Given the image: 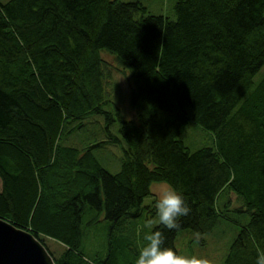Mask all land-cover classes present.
I'll use <instances>...</instances> for the list:
<instances>
[{
    "label": "trees",
    "instance_id": "16d2710c",
    "mask_svg": "<svg viewBox=\"0 0 264 264\" xmlns=\"http://www.w3.org/2000/svg\"><path fill=\"white\" fill-rule=\"evenodd\" d=\"M174 18L139 0L0 1V217L28 230L55 264H110L83 257L82 219L103 212L110 227L155 211L153 182L181 192L191 211L162 225L202 242L230 198L245 211L221 264H256L264 250V0H175ZM130 84L134 118L105 109L111 64ZM102 115L119 146L117 171L94 143H65ZM118 122L117 133L109 128ZM193 123L211 144L187 146ZM225 201H219L222 197ZM154 202V199H153ZM63 245L58 255L45 238Z\"/></svg>",
    "mask_w": 264,
    "mask_h": 264
},
{
    "label": "rangeland",
    "instance_id": "374dc122",
    "mask_svg": "<svg viewBox=\"0 0 264 264\" xmlns=\"http://www.w3.org/2000/svg\"><path fill=\"white\" fill-rule=\"evenodd\" d=\"M6 1V0H0ZM132 1V0H123ZM146 6L148 13L161 14L170 19L174 18L173 3L175 0H139ZM103 57L112 63L110 77L106 82L108 102L105 109L113 110L118 106L125 118H134V110L129 105L128 93L130 84L124 74L113 67L112 58L103 53ZM264 72V64L255 75L259 78ZM87 124L77 132L67 137L65 143L81 147L85 143H94L95 156L103 167L111 172L119 168L121 150L118 145L108 142L99 143L105 140V120L102 115H95L89 118ZM118 122L115 121L109 126L112 132L117 133ZM183 142L190 148L202 145H209L212 141L210 133L201 127L190 123L180 135ZM163 184V182H153L150 190ZM226 196L219 201H225ZM230 198L229 210L224 212L226 218L220 217L209 234L204 235L200 242L194 233L188 230H181L175 238V247L180 255H196L208 258L211 264H221L232 239L235 237L240 225L244 224L248 215L245 211H238V203L233 197ZM153 195L144 199V203L152 207L154 205ZM145 209L140 217L130 218L121 221L116 227H110V222L105 219L103 212L88 210L82 219V244L81 252L83 257L89 261L100 259L105 261L109 257L110 264H133V260L138 254L139 249L146 243L143 234L148 231L145 227L146 220L151 218L156 220L155 211ZM49 248L55 255L63 249V245L57 240L45 238Z\"/></svg>",
    "mask_w": 264,
    "mask_h": 264
},
{
    "label": "clouds",
    "instance_id": "9594fccd",
    "mask_svg": "<svg viewBox=\"0 0 264 264\" xmlns=\"http://www.w3.org/2000/svg\"><path fill=\"white\" fill-rule=\"evenodd\" d=\"M153 197L156 220H146L145 227L148 231L143 234L146 243L139 249L133 264H211L208 258L180 255L164 246V233L155 228L156 225H162L171 231L180 227V218L188 216L191 211L184 195L165 182L154 189ZM256 264H264V250H258Z\"/></svg>",
    "mask_w": 264,
    "mask_h": 264
},
{
    "label": "water",
    "instance_id": "95a60500",
    "mask_svg": "<svg viewBox=\"0 0 264 264\" xmlns=\"http://www.w3.org/2000/svg\"><path fill=\"white\" fill-rule=\"evenodd\" d=\"M0 264H55L46 247L28 230L0 217Z\"/></svg>",
    "mask_w": 264,
    "mask_h": 264
}]
</instances>
